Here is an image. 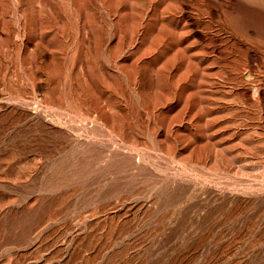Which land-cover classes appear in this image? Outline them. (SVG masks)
<instances>
[{
  "label": "rangeland",
  "instance_id": "1",
  "mask_svg": "<svg viewBox=\"0 0 264 264\" xmlns=\"http://www.w3.org/2000/svg\"><path fill=\"white\" fill-rule=\"evenodd\" d=\"M241 3L0 0V264H264Z\"/></svg>",
  "mask_w": 264,
  "mask_h": 264
},
{
  "label": "bare ground",
  "instance_id": "2",
  "mask_svg": "<svg viewBox=\"0 0 264 264\" xmlns=\"http://www.w3.org/2000/svg\"><path fill=\"white\" fill-rule=\"evenodd\" d=\"M236 10L237 11H235L234 13L228 15V20L230 24H232V27L234 26V29L236 28L246 30L245 28L251 27V25H264V0H242L241 5ZM252 29L254 30L255 27Z\"/></svg>",
  "mask_w": 264,
  "mask_h": 264
}]
</instances>
